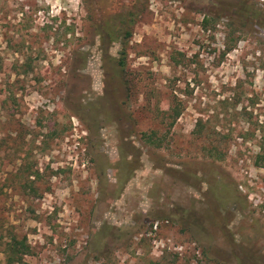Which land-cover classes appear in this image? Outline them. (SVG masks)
Listing matches in <instances>:
<instances>
[{"label":"rangeland","instance_id":"rangeland-1","mask_svg":"<svg viewBox=\"0 0 264 264\" xmlns=\"http://www.w3.org/2000/svg\"><path fill=\"white\" fill-rule=\"evenodd\" d=\"M12 235L21 264H264V0H0V264Z\"/></svg>","mask_w":264,"mask_h":264},{"label":"trees","instance_id":"trees-1","mask_svg":"<svg viewBox=\"0 0 264 264\" xmlns=\"http://www.w3.org/2000/svg\"><path fill=\"white\" fill-rule=\"evenodd\" d=\"M128 11V20L124 19L121 20V25L126 26L127 28H132V24L134 23L133 14H137V11ZM249 9L245 6L242 10H240L242 17L248 16ZM257 14L252 13V15L248 16L249 19L253 20ZM132 37V32L130 30H126V32L121 33V45H122V50L119 52V57L118 58H111L109 59L110 61L114 62V65L112 66V71H108L113 78L117 77L119 81H123L121 84H119V90L120 94L126 98H128L127 93L129 94L130 92V86L131 85L128 82L126 74H123L124 72V67H125V62L124 59L126 58V44ZM102 40L108 39V40H116L117 38H114L110 35H102L101 36ZM114 70V71H113ZM125 80V81H124ZM125 101V100H124ZM124 101L122 100V104L124 105ZM170 112V118L175 121L179 115L180 111L174 106H170L168 109L167 113ZM156 146L160 147V144H156ZM210 158L212 159H217L215 154L213 152H210ZM210 190L214 194L213 196L215 197L216 201L218 202V205L220 207H223L224 204H233V205H238L239 201V195L240 193L237 190V187L233 189L229 184H225L219 181H214L212 185H210ZM3 253L5 256V263L4 264H21L23 262V258L27 255L30 254V247L27 244V241L25 238L19 239L15 235L10 236V238L4 242L3 244ZM150 264H157V263H150Z\"/></svg>","mask_w":264,"mask_h":264}]
</instances>
